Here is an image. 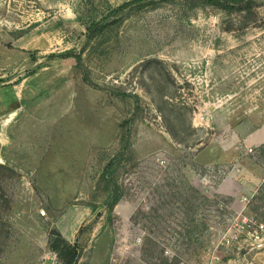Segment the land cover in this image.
Returning a JSON list of instances; mask_svg holds the SVG:
<instances>
[{"label": "rangeland", "instance_id": "obj_1", "mask_svg": "<svg viewBox=\"0 0 264 264\" xmlns=\"http://www.w3.org/2000/svg\"><path fill=\"white\" fill-rule=\"evenodd\" d=\"M253 1L0 0V264H62L54 230L75 264H264L223 244L237 211L264 220ZM146 204L162 216L151 233Z\"/></svg>", "mask_w": 264, "mask_h": 264}, {"label": "trees", "instance_id": "obj_2", "mask_svg": "<svg viewBox=\"0 0 264 264\" xmlns=\"http://www.w3.org/2000/svg\"><path fill=\"white\" fill-rule=\"evenodd\" d=\"M206 2H209L217 7H220L222 9H250L251 6L253 5L254 1L253 0H205ZM112 166V162H109L107 165L106 170H108ZM184 188H187V192L191 195V198L194 200H199L202 199L207 200L205 196L201 194L198 190H196L191 184H187V182H184ZM185 202L189 204L188 206L185 205V209L187 210L186 214L191 217V222H195V218H193V215L195 214L196 211V202L191 201L189 199H185ZM138 214L141 215V217L145 218V221L148 224H144L143 226L149 233L152 232V229L150 226L153 224V221L155 219H160L162 216L158 212V208L154 207L152 204H146L143 207H139L137 210V214H135V219L138 218ZM198 228L197 226H193V228ZM203 227L205 228V224H203ZM149 229V230H148ZM145 232L144 236V244L147 245L148 249H153L156 246V243L153 241L151 238L150 234H146V231L143 229ZM192 231V230H191ZM189 233L190 230H187ZM53 235H56L55 239L50 240V245L52 249L55 251L58 259L62 264H75L78 258V247L76 243L72 244L68 240H66L62 235L57 231L54 230ZM179 233V232H178ZM180 234V233H179ZM164 250L160 251V254H163ZM178 260L175 259L174 263L169 262V258L164 256L161 264H177Z\"/></svg>", "mask_w": 264, "mask_h": 264}, {"label": "built area", "instance_id": "obj_3", "mask_svg": "<svg viewBox=\"0 0 264 264\" xmlns=\"http://www.w3.org/2000/svg\"><path fill=\"white\" fill-rule=\"evenodd\" d=\"M243 200H247V197ZM223 244L225 247L250 252L264 250V220L245 212L244 208L237 211L223 236Z\"/></svg>", "mask_w": 264, "mask_h": 264}, {"label": "crops", "instance_id": "obj_4", "mask_svg": "<svg viewBox=\"0 0 264 264\" xmlns=\"http://www.w3.org/2000/svg\"><path fill=\"white\" fill-rule=\"evenodd\" d=\"M251 140H252L251 143H253L255 145L263 144L264 143V131L259 130L256 133H254L251 136ZM215 191L217 193H219V194H222V195H230V196H234L235 193H236L234 190L225 189V188H217Z\"/></svg>", "mask_w": 264, "mask_h": 264}]
</instances>
